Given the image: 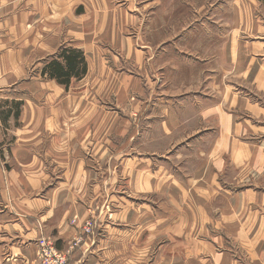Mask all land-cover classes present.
I'll return each mask as SVG.
<instances>
[{
	"label": "crops",
	"instance_id": "obj_1",
	"mask_svg": "<svg viewBox=\"0 0 264 264\" xmlns=\"http://www.w3.org/2000/svg\"><path fill=\"white\" fill-rule=\"evenodd\" d=\"M225 2L230 4L228 15L233 14L234 24L242 22L248 36L259 38L248 44L241 41L238 51L235 45L238 38H233V45L225 51L233 53L232 62L229 63L228 55L226 62L236 67L234 75L251 83L263 100L259 103L263 106L256 105L252 114L262 124L253 119L237 124L231 116L234 112L222 111L224 107L232 109L230 99L223 106L208 102L205 108H199V116L190 128H186V120L181 121L180 110L172 101L159 100V105L143 112L151 104V100L140 99L148 83L123 71L127 70L126 64L132 63V67L136 65L133 72L139 69L143 75L148 73L146 53L138 50L135 39L127 37L129 29L137 24V17L131 13L132 5L124 9L117 6L116 0H0V158L6 160L3 164L0 159V264H35L38 244L46 239L45 235H51L61 249L75 239L79 226L89 217L87 207L99 196L98 189L103 190L98 183L100 179L112 180L109 186L112 194L119 193L124 186L132 188L140 184L142 188H150L159 182L158 176L176 179L166 174L170 171L164 166L154 173L155 162L160 165L164 162L156 159V152L142 148L155 149V144L162 145L163 139L176 130H182L184 138L182 163L187 148L206 144L213 148L197 166L182 167V172L190 171V179L196 180L194 190L182 187V194L190 190L196 198L201 196L195 203L182 202V220L177 221L182 223L185 245L182 258L194 259L193 264H264V195H259L264 192V142L256 143L252 138L264 135V0ZM64 45L82 50L89 65L88 75L74 82L70 91L41 75L43 60ZM109 50L120 55L109 59ZM215 52H219V47ZM226 74L230 75V71H224L223 76ZM154 95L158 98L157 93ZM130 97L134 101L129 103ZM109 100L114 101L115 112L106 109ZM235 104L245 103L235 100ZM153 117L165 118L154 123L148 120ZM73 120L80 125L73 126ZM215 122L222 127L221 133L210 132L208 126ZM155 126L161 132L157 137ZM191 132L197 135L188 139ZM91 145L99 148V153L93 152L88 158L72 150ZM59 147L72 148L63 150L72 153H57ZM108 147L115 149L116 156L126 150L137 156L110 160ZM216 148L221 150L216 153ZM217 155L220 161L216 163ZM224 170L230 178L228 186L242 184L250 188L241 195L227 187L230 197L227 232L217 228L219 218L212 215L218 209L211 198L217 188L222 189L217 179ZM163 185L161 181L159 186ZM123 211H118L112 220L102 214L105 216L96 223L94 234L88 236L86 243L96 245L101 249L98 252L106 255L113 253V247L117 249L115 244L124 243L126 235L146 233V244L152 243L149 238H153L155 223L170 230L165 221L138 219L126 215L127 212L122 215ZM126 216L131 218L127 220ZM73 218L78 219L75 226L71 224ZM237 226L243 227L238 228L239 238L235 239L230 230ZM122 228L136 231L125 232ZM225 237L234 244L241 241L246 260L237 261L229 252L218 253V244ZM199 238L208 246L207 254L192 258L191 242L199 244ZM87 247H77L68 264H95L92 255L97 254V249Z\"/></svg>",
	"mask_w": 264,
	"mask_h": 264
},
{
	"label": "rangeland",
	"instance_id": "obj_2",
	"mask_svg": "<svg viewBox=\"0 0 264 264\" xmlns=\"http://www.w3.org/2000/svg\"><path fill=\"white\" fill-rule=\"evenodd\" d=\"M116 3L117 6H121L124 9H128L129 5H132L133 12L131 13H134L133 15L137 17V24L135 27L129 29L127 37L135 39L137 41L136 46L138 50L146 53L148 73L145 74L147 75H143L139 69L133 72V70L136 69V65L134 68L132 67L134 66L132 63L126 64L125 68H127V70H123L125 74L130 73L132 76L142 77L144 82L146 81L148 83L144 86V93L140 95V99H145L146 102L151 100V104L148 105L149 107H146L147 109L143 112L159 105V100L172 101V105L180 110L179 117L181 121L182 118L186 120V128H190L193 127L199 116L197 114L199 108H205L208 102H210V104L221 103L223 106V104L225 105L230 99L232 101V109L227 110L228 108L224 107L222 111L225 114L234 112L231 116L237 124H243L251 119L255 120L258 124H262V122L259 123L257 115L253 117L252 114L255 111V106L263 102V100L256 95V89L253 88L251 83H248L245 78L240 75H234L236 67L227 65V59H229V63L232 62L230 58H232L233 53H227V51H225V48L229 47L230 44L233 45V38H238V41L235 43L237 46L236 51H238L240 48L239 46L242 45L241 41L248 44L251 41L255 42L256 39L259 38L248 36V29L244 31L242 20H238V22L241 23L234 24L231 19L233 14L228 15L229 8H227V6L230 5L229 3L227 5L225 0H186V2H184V0H134L133 3L124 0H116ZM233 32L236 34L235 37L232 35ZM249 34L254 35L251 32ZM218 47L219 52H215ZM62 48H72L83 52L80 49L68 47L67 45L62 46L57 52L47 56L43 60L41 75H43L45 66L59 55ZM117 52L118 51L115 50H109L108 58H117L118 55H120ZM221 54H226V56L224 57ZM218 55H220L219 58H217ZM233 64L235 65V63ZM114 69L120 71L118 68ZM226 70L230 71V75L226 74L224 77L223 74ZM88 72L89 65L87 62L86 74L80 78H72L68 86H63H65L66 90L70 91L73 83L82 81L88 75ZM42 77H44V75ZM155 93H157L158 98L154 95ZM147 98H149V100H147ZM133 99V97L128 98L129 103L133 102ZM235 100H239L240 102L243 101L245 104L236 105ZM108 102L110 103L106 108L108 112H115L117 109L114 105V101L109 100ZM228 105H230V101ZM125 106L129 105L126 104ZM262 106L263 104H259V108ZM18 116L19 113L16 114V117ZM160 118L164 119L165 117H153L148 120H153L154 123H157ZM76 124L80 125V123L74 121L73 126ZM208 127L211 128V133H221L222 127L218 122L214 124L210 123ZM155 129L157 137L161 132L158 126H155ZM202 132L207 131L202 130ZM193 133L194 132H191L189 134L190 136L187 138L190 139L197 135V133ZM252 138L256 143L264 142V135H258ZM183 139L182 130L178 132L176 130L169 138L163 139L164 143L162 145L155 144V149L145 146L142 147L143 150L156 152V159L160 161V163L164 162L161 165L158 164L159 162H155L156 166H154V173L158 171L156 170L158 167L164 166L170 171L166 174L170 177L176 176V179L172 177L167 179L164 178V176H158L156 180H159V182L156 181L157 184L150 188H142L140 184L132 188H125L124 186L119 193L112 194L109 190L112 180L108 177L104 179L99 178L100 180H96V182L98 181V183H101L103 190L98 189L99 196L87 207L89 217L79 226L76 238L61 249L57 246L56 240L51 235H45L44 238H46L47 245L56 250L55 253H58H56L57 256L60 254L68 259L76 248H80L82 245L90 247L89 250L97 249V254L93 253L94 255H92L95 256V264H193L194 259L182 258V246L185 245L182 244V223L179 224L177 221L182 220V202L195 203L200 201L201 196H197L198 198H196L193 193L189 192L190 190L186 191L188 194H182V187L185 188V190H187L186 188L194 190L193 188L196 187V180L190 179V171L187 173L182 172V167L185 168L186 165L187 169H191L197 166L201 158H206L209 151L213 148H210L211 145L206 144L207 142H205L206 145L204 146L187 148V153L184 154L185 161H183V164ZM179 143H181V145H179ZM66 149L70 150L72 148L59 147L56 148V151L57 153L71 154L72 150H75V154H82L83 157L86 156L87 158L91 156L93 152H95L96 155L97 152L99 153V148L93 147V145L80 149L73 148L71 151L64 152L63 150ZM106 150L109 153L110 160L111 157L117 161L118 158H130V155L134 157L137 156L135 153H130V150H126L124 154L118 156L113 153L115 149L108 147ZM220 150L221 148H216V151H214L218 153ZM107 152H104V154ZM159 158H162V160ZM165 158L168 160L163 161ZM218 158L219 155L214 158L216 163L220 161ZM0 159L3 164L6 163V160L2 161V158ZM100 169L104 168L100 166ZM134 169L137 170L136 168ZM185 174L188 175L187 178H182V176L185 177ZM255 176L258 177V175ZM111 178L113 177L111 176ZM161 181L164 184L163 187L159 186ZM227 183L230 184V178H227L226 171L224 170L222 174H219V178L217 179V184H219L222 189L217 190V188L214 192L215 194L211 197L212 201H215L213 206L218 209V213L215 212L217 214H213L212 216L219 218L217 220V228L224 230V232H227L229 228L228 217H230V211L227 199L230 197L227 196L228 188L232 192L236 191L237 194L250 190L249 186L241 184L233 187L228 186ZM124 184H126V182H124L123 185ZM260 192L263 191L260 190ZM254 193V196H256L257 191ZM259 195H264V192ZM248 199H250L249 196L247 197V200ZM120 210H124L122 215L127 212L126 215H134L135 218L138 219H143L141 217H144L147 219L151 218L156 222H160L161 220L165 221L170 224V230H167V227H160L157 225L158 223L154 222L156 226L151 235L153 238H149V241L151 240L152 243L146 244V233L137 236L126 235V241L121 244H115L118 247L117 249L113 247L111 250L113 251L112 254L107 253L103 255L102 252H98L101 249L96 248V245L94 246V244L90 245L86 243L89 242L87 238L94 234L96 223L100 222L99 219L102 218V216H105L102 214L106 213L107 218L112 220L115 218L114 215ZM212 216L210 219H212ZM128 218L131 217H125L127 220ZM122 220L123 218L121 221ZM77 222V218L71 220L73 226L77 225ZM239 227L243 226L231 227L230 234L235 239L239 238L237 235ZM122 229L125 232L136 231V228ZM198 241L199 244L191 242L192 247L190 248L192 249V258H197V255L200 253L204 255L207 254L206 251L208 246L201 242L200 238ZM237 243L234 244L231 238L225 237L223 243L218 244V253L229 252L234 255L237 261H240L239 259L242 260V258L246 260V252L241 249V241ZM201 245H204V247L197 249ZM125 247L129 250H124ZM161 251H163L162 254ZM39 252L40 248H38L35 264H41L38 262ZM119 256H123L124 258H118ZM130 256H132V258H130ZM58 264H60V260Z\"/></svg>",
	"mask_w": 264,
	"mask_h": 264
},
{
	"label": "trees",
	"instance_id": "obj_3",
	"mask_svg": "<svg viewBox=\"0 0 264 264\" xmlns=\"http://www.w3.org/2000/svg\"><path fill=\"white\" fill-rule=\"evenodd\" d=\"M86 72L87 62L83 52L72 48H62L59 55L45 66L43 75L61 85L68 86L72 78H80Z\"/></svg>",
	"mask_w": 264,
	"mask_h": 264
},
{
	"label": "built area",
	"instance_id": "obj_4",
	"mask_svg": "<svg viewBox=\"0 0 264 264\" xmlns=\"http://www.w3.org/2000/svg\"><path fill=\"white\" fill-rule=\"evenodd\" d=\"M38 248H40L39 252V258L38 262L41 264H58V261L60 260V264H67L68 258L63 257L62 255H58L55 253V249L52 247H49L47 245L46 239H43L38 244ZM54 249V250H53Z\"/></svg>",
	"mask_w": 264,
	"mask_h": 264
}]
</instances>
